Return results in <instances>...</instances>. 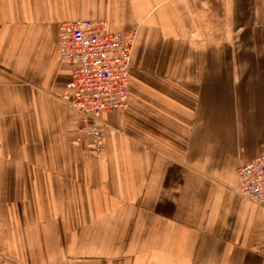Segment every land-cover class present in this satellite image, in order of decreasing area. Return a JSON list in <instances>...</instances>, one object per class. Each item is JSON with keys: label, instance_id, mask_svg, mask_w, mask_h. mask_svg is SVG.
Masks as SVG:
<instances>
[{"label": "crops", "instance_id": "1", "mask_svg": "<svg viewBox=\"0 0 264 264\" xmlns=\"http://www.w3.org/2000/svg\"><path fill=\"white\" fill-rule=\"evenodd\" d=\"M77 19L136 31L100 155L61 100ZM262 154L264 0H0V264H264L233 193Z\"/></svg>", "mask_w": 264, "mask_h": 264}, {"label": "built area", "instance_id": "2", "mask_svg": "<svg viewBox=\"0 0 264 264\" xmlns=\"http://www.w3.org/2000/svg\"><path fill=\"white\" fill-rule=\"evenodd\" d=\"M136 31L111 32L101 19L61 23L55 41L59 60L70 66L71 92L63 103L81 117L91 150H103V112H124L129 105V71ZM233 193L264 207V154L239 165Z\"/></svg>", "mask_w": 264, "mask_h": 264}, {"label": "rangeland", "instance_id": "3", "mask_svg": "<svg viewBox=\"0 0 264 264\" xmlns=\"http://www.w3.org/2000/svg\"><path fill=\"white\" fill-rule=\"evenodd\" d=\"M57 38V37H56ZM55 41H56V39H55ZM5 260H2V262H4Z\"/></svg>", "mask_w": 264, "mask_h": 264}]
</instances>
